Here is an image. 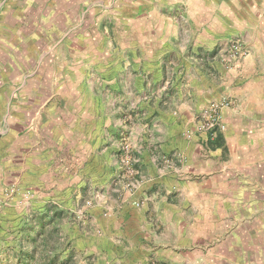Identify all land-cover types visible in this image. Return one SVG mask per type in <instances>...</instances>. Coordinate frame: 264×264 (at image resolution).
<instances>
[{"label":"rangeland","instance_id":"374dc122","mask_svg":"<svg viewBox=\"0 0 264 264\" xmlns=\"http://www.w3.org/2000/svg\"><path fill=\"white\" fill-rule=\"evenodd\" d=\"M261 21L264 0H0V81L30 74L52 80L54 92L73 115L83 108L85 119H100L98 150L95 156L86 152V158L104 163V168L92 165L91 175L86 173L88 179L74 185V191L54 190L47 203L25 186L9 185L2 196L7 204L0 208V264H118L95 263L104 254L122 256L127 249L102 238L106 244L95 243L99 233L89 224L91 210L109 183L117 190H135L131 183L140 179L128 126L140 121L139 107L151 106L163 86L148 70L160 62L166 71L162 76L172 81L169 93L179 90L187 75L199 77L210 70L219 78L220 63L230 67L249 52L241 35L247 31L254 40ZM33 52L35 62L29 63ZM138 97L140 106L131 104ZM223 98L229 105L218 110L217 125L207 128L211 104ZM230 106L228 96L210 100L186 136L201 134L208 143L220 138L225 129L221 112ZM92 136L86 135V143ZM114 159L117 169L105 178ZM117 190L108 206L116 203ZM229 199L227 211L218 204L211 212L188 213L197 217V227L190 229L192 237L175 245L170 260L155 259L147 250L136 254L134 264H264V193L247 188ZM94 233L95 260L84 249ZM157 234L162 242L173 240L167 230ZM146 242L143 247L152 248Z\"/></svg>","mask_w":264,"mask_h":264},{"label":"crops","instance_id":"0c3cea01","mask_svg":"<svg viewBox=\"0 0 264 264\" xmlns=\"http://www.w3.org/2000/svg\"><path fill=\"white\" fill-rule=\"evenodd\" d=\"M260 27L254 40L247 31L243 32L241 37L249 52L230 67L220 63L219 78L210 70L199 77L187 75L179 90L169 93L166 87L172 81L162 76L166 71L160 62L148 70L150 77L154 74L162 79L159 84L163 86L156 90L151 106L139 107L140 121L128 126V140L136 152L140 179L133 180L136 184L130 182L135 190H117L109 183L98 195L100 201L91 210L94 215L89 223L99 233L95 243L104 245L102 238L127 251L122 256L108 253L107 257L104 254L95 260L94 233L84 249L95 263L121 264L125 260L134 264L136 254L147 250H152L150 255L155 259L170 260L176 254L175 245L192 237L190 229L197 227V217L188 213L211 212L218 204L227 211L229 196H242V190L247 188L264 193L263 21ZM160 45L161 49L166 46L164 39ZM27 60L35 62L34 52ZM125 79L128 86V75ZM41 80L30 74L12 75L0 81L1 209L7 204L2 202V196L9 185L25 186L35 196H43L47 203L52 201L54 190L67 193L75 190L74 185L84 183L88 179L86 173L91 175L92 165L98 163L104 168L101 160L86 158V152L95 156L98 150L100 135L95 133L99 131L100 119H85L83 108L73 115L60 102L62 95L54 92L53 81ZM131 96L128 94V99ZM221 96H228L232 106L221 112L225 129L220 138L212 143L201 139V134L188 138L186 132L193 129L204 106ZM139 99L131 104L140 106ZM91 133L88 144L86 135ZM111 165L105 178L113 173L109 170L117 169L115 159ZM116 190L117 201L108 206ZM138 199L144 201L140 207H134L133 202ZM103 210L110 215H98ZM159 229L167 230L173 240L162 242L157 234ZM146 240L152 248L143 247Z\"/></svg>","mask_w":264,"mask_h":264},{"label":"built area","instance_id":"2783aa9c","mask_svg":"<svg viewBox=\"0 0 264 264\" xmlns=\"http://www.w3.org/2000/svg\"><path fill=\"white\" fill-rule=\"evenodd\" d=\"M228 105H229V101L224 99V98L221 99L220 101H217V102L211 104L210 110L212 111V113L213 112L214 113L213 114L210 113L211 115L209 116L208 121L206 123V127L207 128H212L215 125H217L216 123L218 121V116H217L218 110H220L222 107H225V106H228ZM122 149L127 151L126 145H122ZM124 161H125V158H124Z\"/></svg>","mask_w":264,"mask_h":264}]
</instances>
